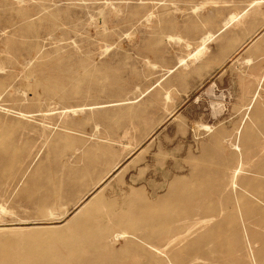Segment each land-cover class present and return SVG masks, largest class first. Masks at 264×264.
I'll list each match as a JSON object with an SVG mask.
<instances>
[{
    "label": "rangeland",
    "instance_id": "1",
    "mask_svg": "<svg viewBox=\"0 0 264 264\" xmlns=\"http://www.w3.org/2000/svg\"><path fill=\"white\" fill-rule=\"evenodd\" d=\"M214 1L193 11L203 0H0V169L12 165L15 156V164H31L23 175V170L15 177L0 175V264L25 259L24 246L4 245L12 243V232L66 225L79 201L92 196L138 208L153 203L165 213L173 205L168 197L175 182L199 174L206 184L201 203L187 206V222L168 225L161 243L171 245L168 236L188 225L192 237L202 231L201 223L191 225L204 215L199 206H223L220 200L232 199L226 190L207 192L215 180L226 181L239 159L251 170L263 159L264 80L256 76L264 67V32L249 41L264 26V3L249 9V0ZM17 7L32 16L16 19ZM236 10L244 12L243 18L211 40L202 62L173 67L186 51L183 42L167 35L195 45L204 32L218 30L222 16ZM52 15L55 24L47 20ZM118 99L129 102L110 105ZM245 113L250 121L236 133ZM229 137L240 152L227 149L222 140ZM67 140L71 143L65 146ZM62 146L61 163L74 171L87 170L84 164L95 157L79 184L68 182L73 174L58 170L59 194L40 204L26 192L27 174L35 165L54 169L50 152ZM116 162L118 167L87 194ZM249 219L254 218H239L241 229ZM249 228H254L252 236L264 231L262 225ZM257 236L244 243L239 235L224 243L246 253L238 258L243 264H264V245ZM188 254L179 264H240L220 261L216 251L205 257ZM138 258L130 254L131 263ZM96 259L90 264L102 262V256Z\"/></svg>",
    "mask_w": 264,
    "mask_h": 264
},
{
    "label": "bare ground",
    "instance_id": "2",
    "mask_svg": "<svg viewBox=\"0 0 264 264\" xmlns=\"http://www.w3.org/2000/svg\"><path fill=\"white\" fill-rule=\"evenodd\" d=\"M209 1L214 0H203L201 4L199 3L192 7V10L196 11L201 9ZM217 1L218 0H216V2ZM216 2L214 1V3ZM261 3H264V0H249L246 6L252 9L254 6ZM243 13L244 12L236 10L230 11L222 16L218 30L215 32H204L198 37L199 39L195 45L189 41H185L177 34L167 35L169 40H180L183 42V48L186 51L184 55L182 54V56L177 57V61L173 67L177 68L182 66L185 68L202 62L209 51V43L211 40L217 34L224 31L229 25L232 24L233 26L234 23L243 18ZM30 16H32L31 12L23 11L19 7L16 8V19L28 18ZM148 17L146 16V18ZM47 20L52 24L56 23L54 15L48 16ZM5 23L8 24L9 19L6 20ZM263 32L264 26H261V31L255 33V37L249 41V44H252ZM106 49L107 48H105V50ZM101 51L103 52V50ZM239 60H242L240 62L246 64L252 62L251 57L235 58V61ZM256 77L258 81L264 80V67L259 76ZM256 97L257 93L251 96L247 109H251ZM165 99H171L169 93H165ZM127 102H129L127 99H118L113 101L110 105H121ZM71 109L72 112L75 113L81 110ZM62 111L64 112V110ZM68 112L69 111L66 109L64 113ZM244 115L243 120L240 121L236 129V133L240 131L246 119L250 121L249 113H245ZM13 124L16 128L19 126V121ZM70 140L69 138V141ZM69 141L67 140L65 142V146L71 143ZM222 141L226 143L227 149L229 148L232 151L236 150L240 152L239 145L233 141L231 137ZM262 143L260 155L263 159L255 169H249L241 158V160L239 159L233 167H231L224 183L217 179L212 183V186L209 187L210 190L207 193L210 191L219 193L221 190H226L231 193L232 199H224L223 202L222 200H217L219 204H224L223 206H216L208 202H206V206L205 204L203 207L199 206V208L204 211V215L200 219H194L191 225L201 223L202 226H204L202 231L197 233L194 237H192L194 231L192 232L191 226L188 225L182 231H178L176 235L171 236L170 234L168 236L167 242H173L172 245L161 243L163 241L162 235L168 234L169 232L168 225L177 226L180 222H187V219L184 218V216L189 215V212H186L187 206L193 202L201 203V196L205 192L204 188L206 184L197 173H193L188 177L179 178L175 182L173 190H171V194L168 197V199L173 202V205H171L169 209H164L165 213H159L157 211L159 205H154L153 203L142 202L138 208L131 203L118 205L112 199L92 196L89 199L86 198L79 201L77 205L76 203L74 204V206H76L69 216V219L66 221V225L60 227H53L51 225L37 227L25 234L12 232L14 233L11 236L13 239L10 242L12 243L5 241L4 245L11 246L13 244V246H24L25 250L23 253L25 254V259L21 262H16V264H90L92 261H97L96 256L98 258L102 256V262H99L100 264H133L130 261L131 253L134 254L135 257H141L134 261L136 264H139L137 261L140 259H142V264H179L180 261L184 260V258L189 255L188 253L193 254V256L198 255V257H205L208 256L210 252L215 251L220 261L225 262L228 259H234L240 264H243L244 262H240L238 258H241L242 254L246 253H242L239 246H233V248L225 244L224 240L226 238L236 240L239 235H241V240L246 243L250 241L249 236L253 240L255 236H257H252L250 234V230L254 228H249L248 230L249 225H262V228H264V190H260L261 187L264 189V136ZM65 146L50 152L54 160V169L44 170L40 165H35L29 169L30 172L27 174L26 179V186L28 187L26 192L29 194L30 198L35 199L40 204L53 201L54 197L59 194V186L55 176L58 170H67L69 174H73L68 182L79 184L83 181L82 179L85 178L89 171L88 166L95 157V154H93V157L88 159L84 164L83 169L87 168V170H81L80 172L74 171L65 164H62L59 158L66 154ZM75 150H77V148H75ZM75 150L70 154L72 155ZM2 156L3 155L0 153V157ZM18 157L19 156L14 157V163H12V165L5 164L2 166L0 175L15 177L21 170H23V175L31 164L24 166L23 164L18 165ZM15 158L18 160L16 164ZM118 163L119 162L114 163L106 174L100 177L86 193L91 194L94 192L102 182H104L108 175L113 172V169L118 167ZM123 168L124 167L119 169V171H122ZM37 191H42V193L37 194ZM61 193L62 191L60 194ZM38 209L39 211L41 210L40 208ZM41 213H44V211H41ZM244 216H250L254 219L243 220L244 224L246 221V225L241 229L240 220L242 219L239 220V218H243ZM187 224H189V222ZM118 240H123V244L118 245ZM257 240L264 245V231L259 233ZM52 244H55V250H48V247ZM244 246L247 248L246 244H244ZM247 255L249 257L248 253ZM114 260L118 263H115Z\"/></svg>",
    "mask_w": 264,
    "mask_h": 264
},
{
    "label": "crops",
    "instance_id": "3",
    "mask_svg": "<svg viewBox=\"0 0 264 264\" xmlns=\"http://www.w3.org/2000/svg\"><path fill=\"white\" fill-rule=\"evenodd\" d=\"M213 83H215V82H213ZM212 84V83H211ZM208 87H211V85H209Z\"/></svg>",
    "mask_w": 264,
    "mask_h": 264
}]
</instances>
